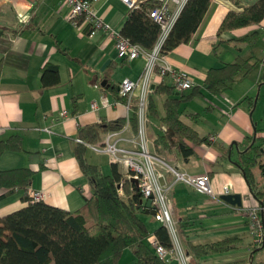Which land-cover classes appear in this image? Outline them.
<instances>
[{
	"label": "crops",
	"instance_id": "0c3cea01",
	"mask_svg": "<svg viewBox=\"0 0 264 264\" xmlns=\"http://www.w3.org/2000/svg\"><path fill=\"white\" fill-rule=\"evenodd\" d=\"M251 1L211 0L193 38L166 52L155 65L152 76L153 90L149 95L157 113H161L160 94L154 90L159 82L170 84L171 78L169 73H160V65L184 70L202 93L179 101V104L190 103L193 97H200L199 105L194 103L197 107L186 104L184 111H180L190 122L181 119L199 136L215 135L209 143L187 141L192 146L191 153L183 154L173 148L157 155L163 161L156 166L161 174L160 182L168 186L173 219H181L186 238L210 243L227 236L236 237L228 249L208 253L198 264H251L250 260L264 264V245L254 242L250 220L244 211L247 207L259 206L248 193L238 168L220 151L232 141L244 144L245 136L253 133L264 146V12L258 23L215 33L227 10L239 11ZM93 6L96 14L118 31L130 10L121 0H93ZM15 9L27 15L25 21L16 20ZM66 11L63 0H0V140L15 136L20 141L18 149L6 148L0 153V170H29L26 187L7 192L0 187V214L25 205L23 195L27 188L41 191V199L48 204L69 211L78 209L91 190L74 158V143L82 144L77 138L96 142L106 132L124 124L128 129L122 130V135L136 128V97L131 95L127 100L121 96L118 82L123 77L137 78L144 58L117 57L112 39L100 30L87 35L84 25L73 26L65 19ZM254 30L256 39L249 42L239 39ZM236 54L254 61L250 70L216 94L206 91L202 86L205 70L232 60ZM44 63L56 66L55 84H42L40 68ZM189 90L175 89L174 93L186 94ZM113 123L120 126L114 128ZM84 126H92L93 132L83 129L82 138L79 130ZM163 130L158 119L149 115L146 133L151 150H154L155 136ZM84 147L86 160L98 165L103 173L111 174L106 154ZM167 165L178 166L190 175L206 172L215 193L220 192L222 184L228 183L229 192L239 194L240 206L220 197L210 198L174 180ZM119 166L115 164L121 173ZM255 168L254 176L261 181ZM133 186L135 182L128 179L125 184L128 194L134 192ZM141 213V219L153 235L157 225L148 220L150 211L141 209ZM258 216L264 217L260 212ZM256 253L261 254L257 263L253 260Z\"/></svg>",
	"mask_w": 264,
	"mask_h": 264
},
{
	"label": "trees",
	"instance_id": "16d2710c",
	"mask_svg": "<svg viewBox=\"0 0 264 264\" xmlns=\"http://www.w3.org/2000/svg\"><path fill=\"white\" fill-rule=\"evenodd\" d=\"M210 2L211 0L185 1L161 44L163 54L175 45L187 43L193 38ZM156 4V0H137L125 17L119 33L130 42L149 49L160 32L158 22L149 15V10ZM263 12L264 0H253L239 11L227 10L215 33L258 23ZM80 19L81 16L78 21ZM87 29L85 27L86 32ZM256 38L257 31L254 30L239 39L249 42ZM249 59L250 57L236 54L230 61L207 68L202 79L203 88L212 94L218 93L227 83L250 70L254 61ZM40 69L43 85H52L58 81L55 65L44 63ZM189 89L186 94L177 95L172 81L170 84L159 82L154 91L160 94L161 113H157L150 95L148 96V117L155 116L164 129L154 138L153 151L156 155L160 156L162 152L173 148L179 149L183 154L191 153L192 146L187 141L193 144L212 142L208 140V135L199 136L194 128L181 119L179 101L202 93L197 85L192 84ZM112 125L114 128L120 126L119 123ZM83 129L92 131L93 127H82L79 130L82 138ZM245 137L244 144L232 141L220 151L238 168L248 193L257 205L264 207L263 141L254 133ZM19 144V138L15 136L0 140V153L6 148L18 149ZM73 152L75 161L90 186L89 197L78 209L69 211L42 199L30 200L25 193V205L0 214V264H123L119 261V256L125 247L132 250L135 264H166L147 242L150 233L138 216V212L145 208L140 204L141 197L136 186H133L134 192L128 194L125 188L128 179H124L123 195H119L114 182L121 173L115 164L111 163V174H105L98 165L86 160L82 144L74 143ZM254 167L257 168L261 181L256 180ZM27 175L29 170L22 168L0 170V187L6 192L15 187H26L24 184ZM258 213L259 211L257 215ZM260 222L264 234V217H260ZM181 223V219L175 220L180 243L189 255V264H198L199 259L208 253L228 249L236 238L227 236L210 243L192 242L183 233ZM153 233L166 248L171 247L170 237L162 224L159 223ZM262 245L264 239L260 242V246ZM250 263L254 264L251 260Z\"/></svg>",
	"mask_w": 264,
	"mask_h": 264
},
{
	"label": "built area",
	"instance_id": "2783aa9c",
	"mask_svg": "<svg viewBox=\"0 0 264 264\" xmlns=\"http://www.w3.org/2000/svg\"><path fill=\"white\" fill-rule=\"evenodd\" d=\"M67 5L65 19L73 26L84 25L88 27L87 35H92L100 30L107 37L112 39L116 56L119 58H136L142 56L144 64L135 79L123 77L118 82V93L125 96L128 100L131 95H135V115L136 128L128 135H122V130H127L128 125L124 124L111 132H106L103 137L96 142L82 141L77 138L84 146L94 152L106 154L110 163L118 164L122 167L120 177L114 182L116 192L123 195L122 183L124 179H135V186L140 194V204L146 209L144 201L149 198L147 210H152L154 220L162 224L170 237L171 247L166 248L153 234L147 237V242L153 252L164 262L173 261L175 264H189V255L182 247L176 227L175 220L171 212V200L167 194V188L160 182L161 174L156 170V166L163 161L147 145L146 127L148 124L147 101L148 96L153 90L152 76L155 65L163 58L161 44L170 30L176 16L186 0H156L157 4L149 10V15L158 22L160 32L149 49H144L138 43L130 42L123 37L118 30L107 25L97 14L93 6V0H63ZM128 7L136 5L137 0H121ZM16 20L23 22L26 14L15 9ZM81 16L80 21L78 17ZM160 73L168 72L172 84L176 90H183L192 86V81L187 77L184 70L171 67L167 64L160 65ZM91 107L94 106L92 102ZM64 113V110L61 111ZM113 135V138L110 136ZM214 134H208V140L213 141ZM169 172L174 180H179L191 186L198 192L210 198L219 199V195L229 192V184L224 183L220 187V192L215 193L208 182L206 172L197 175H190L183 169L174 165H167ZM30 200L41 199L43 196L39 190L26 189ZM257 209V210H256ZM259 210L264 216V207L255 206L244 209L250 220V229L254 234V242L260 243L262 240V230L260 218L257 215Z\"/></svg>",
	"mask_w": 264,
	"mask_h": 264
},
{
	"label": "rangeland",
	"instance_id": "374dc122",
	"mask_svg": "<svg viewBox=\"0 0 264 264\" xmlns=\"http://www.w3.org/2000/svg\"><path fill=\"white\" fill-rule=\"evenodd\" d=\"M199 98L200 97H193V99H192V101L190 103H188V102H180V104H179V110L180 111H184V108L183 107L186 106V104H192L193 107H197L195 104H198L199 105V101H198ZM260 100H262V99H260ZM181 117H182V119L185 122H188V123L190 122L189 120L185 119L186 117L183 114L181 115ZM86 153L89 154L90 152L87 150ZM118 168H119V170L122 169L121 166H119ZM254 171L257 172V169L255 168ZM138 216L139 217L140 216H143V214L139 211L138 212ZM147 216H148V220H152L153 221V224H155V225H158L159 224L158 221H156V220L153 219L152 215H147ZM143 219H145V218H143ZM147 223H148V221H147ZM260 249L261 248H259L255 252H259ZM263 252H264V248H263ZM259 255H261V254L260 253H256L254 255L253 260H254L255 263L259 262V259H260V256ZM119 261L122 262L123 264H135L134 263V259H133L132 250L129 247H125L122 250V252H121V254L119 256Z\"/></svg>",
	"mask_w": 264,
	"mask_h": 264
},
{
	"label": "water",
	"instance_id": "95a60500",
	"mask_svg": "<svg viewBox=\"0 0 264 264\" xmlns=\"http://www.w3.org/2000/svg\"><path fill=\"white\" fill-rule=\"evenodd\" d=\"M130 180L135 182V179H133V178ZM219 197L231 205L240 206V204H241L240 203V196L237 193L227 192V193L220 194ZM148 204H149V198H147L144 201V205L146 206V210H147ZM149 211H150V213H152L151 209ZM262 239H264V234H262Z\"/></svg>",
	"mask_w": 264,
	"mask_h": 264
}]
</instances>
